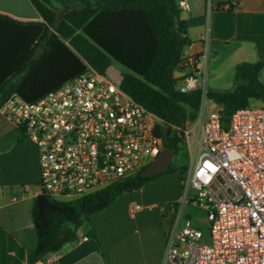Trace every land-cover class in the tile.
I'll return each instance as SVG.
<instances>
[{"label": "built area", "instance_id": "built-area-1", "mask_svg": "<svg viewBox=\"0 0 264 264\" xmlns=\"http://www.w3.org/2000/svg\"><path fill=\"white\" fill-rule=\"evenodd\" d=\"M199 40L200 50L188 54L185 47L172 72L176 89L199 91L201 101L191 122L174 127L190 162L179 196L162 206L169 225L160 264H264V106L238 108L227 120L220 106L206 108L208 24ZM121 79L112 66L101 73L87 64L82 75L34 101L15 92L5 98L0 115L35 144L39 160L35 188L20 185L10 203L28 192L84 196L140 172L158 155V117L121 89ZM195 220L207 222V241Z\"/></svg>", "mask_w": 264, "mask_h": 264}, {"label": "trees", "instance_id": "trees-1", "mask_svg": "<svg viewBox=\"0 0 264 264\" xmlns=\"http://www.w3.org/2000/svg\"><path fill=\"white\" fill-rule=\"evenodd\" d=\"M31 1L42 21L18 22L0 15V29L12 28L11 39L3 38L0 32V105L12 92L34 101L82 75L87 64L103 73L116 61L127 69L122 74L121 89L158 117L155 133L161 136L162 128L168 127L169 143L164 147L174 153L186 148L174 127L185 126L195 118L201 95L199 91L180 93L177 79L172 77L189 44L187 22L179 19L175 0ZM73 2L78 6H72ZM233 7L228 4L227 9ZM263 68L264 57L238 63L231 89L207 91V99L221 107L225 120L253 99L264 105V84L259 80ZM141 171L70 200L44 193L33 197L30 215L36 248L28 264L43 262L83 236L96 239L91 226L82 230L93 213L104 210L120 194L169 173L171 168L169 165L151 176H143Z\"/></svg>", "mask_w": 264, "mask_h": 264}, {"label": "crops", "instance_id": "crops-1", "mask_svg": "<svg viewBox=\"0 0 264 264\" xmlns=\"http://www.w3.org/2000/svg\"><path fill=\"white\" fill-rule=\"evenodd\" d=\"M178 1L179 19L187 22L186 53L200 50L199 38L208 24L213 52L210 57L227 51L234 66L264 57V0H185L183 7ZM219 3H225L223 8L216 7ZM228 4L233 9H227ZM72 6H78V2ZM0 15L18 22L42 21L31 0H0ZM0 32L3 38H12V28L4 27ZM38 179L35 144L0 115V264H28L36 248L30 215L33 196L28 192L16 203L8 200L20 185L34 189ZM152 185L148 182L133 192L120 194L104 210L93 213L90 223L96 239L83 236L33 264H160L169 218L163 216L160 200L153 198L155 194H147ZM178 196L177 191L169 198L175 200Z\"/></svg>", "mask_w": 264, "mask_h": 264}, {"label": "rangeland", "instance_id": "rangeland-1", "mask_svg": "<svg viewBox=\"0 0 264 264\" xmlns=\"http://www.w3.org/2000/svg\"><path fill=\"white\" fill-rule=\"evenodd\" d=\"M41 48L39 47V50ZM213 52L211 51V54ZM111 66L118 70L121 74L125 73L127 69L117 63L112 61ZM234 64L232 63L231 57L228 55L227 51H221L217 55H211L209 58V64L207 69V91H226L233 87V75H234ZM259 80L264 84V68L259 73ZM217 85V86H214ZM216 103L207 99L205 102L206 108H212ZM249 106H264L258 100H251ZM190 156L188 149L185 148L182 151L174 153L172 160L170 162L171 171L169 173H164L158 176L155 179H152L148 182L153 183L151 189L147 192L148 195H153L154 199L160 200V206H164L172 201L173 199L169 198L181 191V184L179 183L183 177L185 169L189 166ZM182 170V171H181ZM146 182L145 184H147ZM144 184V185H145ZM143 185V186H144ZM137 190V189H136ZM135 191V190H133ZM130 191V192H133ZM127 193V192H125ZM123 194V193H122ZM62 200H70L67 198H58ZM167 217L166 215H163ZM91 220V219H90ZM91 222V221H90ZM84 223L82 230H87L91 223ZM194 224L197 225L203 232V239L207 241L208 235V224L204 220H195Z\"/></svg>", "mask_w": 264, "mask_h": 264}, {"label": "water", "instance_id": "water-1", "mask_svg": "<svg viewBox=\"0 0 264 264\" xmlns=\"http://www.w3.org/2000/svg\"><path fill=\"white\" fill-rule=\"evenodd\" d=\"M168 127L164 126L161 131V136L163 138L164 144L168 145ZM174 155V150L164 147L158 155L141 171V175L143 176H151L156 175L166 167L169 166L172 157Z\"/></svg>", "mask_w": 264, "mask_h": 264}]
</instances>
